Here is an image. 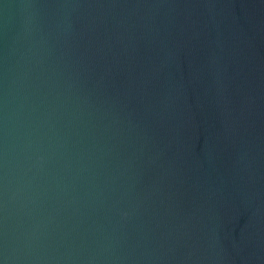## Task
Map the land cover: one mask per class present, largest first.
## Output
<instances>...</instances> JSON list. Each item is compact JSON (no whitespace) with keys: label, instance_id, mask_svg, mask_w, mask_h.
<instances>
[{"label":"water","instance_id":"95a60500","mask_svg":"<svg viewBox=\"0 0 264 264\" xmlns=\"http://www.w3.org/2000/svg\"><path fill=\"white\" fill-rule=\"evenodd\" d=\"M264 264V0H0V258Z\"/></svg>","mask_w":264,"mask_h":264},{"label":"clouds","instance_id":"9594fccd","mask_svg":"<svg viewBox=\"0 0 264 264\" xmlns=\"http://www.w3.org/2000/svg\"><path fill=\"white\" fill-rule=\"evenodd\" d=\"M0 264H7V258H0Z\"/></svg>","mask_w":264,"mask_h":264}]
</instances>
